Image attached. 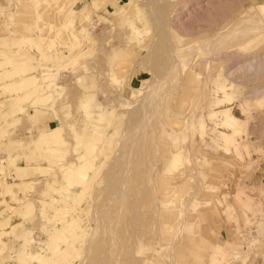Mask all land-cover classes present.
<instances>
[{"label": "rangeland", "instance_id": "374dc122", "mask_svg": "<svg viewBox=\"0 0 264 264\" xmlns=\"http://www.w3.org/2000/svg\"><path fill=\"white\" fill-rule=\"evenodd\" d=\"M146 2H0V264H264V0Z\"/></svg>", "mask_w": 264, "mask_h": 264}, {"label": "bare ground", "instance_id": "6f19581e", "mask_svg": "<svg viewBox=\"0 0 264 264\" xmlns=\"http://www.w3.org/2000/svg\"><path fill=\"white\" fill-rule=\"evenodd\" d=\"M157 1H159V0H147V2H146V4H148V5H150V6H153L154 7V12L156 13V18L154 19L156 22H157V25H158V30H159V32H161L162 33V37L163 38H166V36H167V34H170L169 32H167L168 30H169V28H168V26L166 27V25L168 24V19L166 18L167 16H168V12H170V10L166 13V10H164L165 8H164V6H160L159 4H158V2ZM165 2V1H164ZM167 2H169V1H167ZM174 2H175V0H174ZM192 3H193V1H191ZM190 1H188V2H186L185 3V5H184V7L182 6V7H180V8H177V10H174V11H171L172 13H175V12H177V14H176V17H175V19H174V25L176 26V28L177 27H179L178 29H181L183 26H182V24L181 23H179V20L180 19H183L182 18V15L183 14H185V9H187L188 7V5L191 3ZM173 3V2H172ZM161 4V3H160ZM162 4H164L163 2H162ZM166 4V3H165ZM169 4V3H168ZM170 4H171V2H170ZM170 6V5H169ZM69 7V6H68ZM152 7V8H153ZM166 7V6H165ZM170 7H175V3H173V6H170ZM179 7V6H178ZM263 8H262V12L264 13V6H262ZM65 10L67 11H65V13H69L68 12V10H67V6H65ZM69 10H72L73 11V9L71 8V9H69ZM170 12V13H171ZM153 13V12H152ZM154 13V14H155ZM73 15V14H72ZM153 15V14H152ZM154 18V17H153ZM168 18H169V16H168ZM173 21V20H172ZM165 24V25H164ZM163 25H164V27L165 28H168V30L167 29H164L163 28ZM258 25H260V24H258ZM258 25H257V27H255V28H258L259 30H261L259 27H258ZM262 26L264 27V25L262 24ZM262 27V28H263ZM255 28H253L254 29V32H255ZM252 29V30H253ZM251 30V31H252ZM262 30H264V29H262ZM243 33V36L242 37H244L245 35H244V32H242ZM232 35V34H231ZM256 35V34H255ZM233 36V35H232ZM248 36V35H247ZM247 36H246V39H247ZM254 36V35H253ZM224 37V36H223ZM230 35H228V34H226L225 35V39L224 40H226V42H227V44H225L226 42L221 38V43L219 42V44H222L221 45V47H220V45L219 44H217V45H219L218 46V48H219V50L220 49H223V48H225V47H227V45H230L231 43L230 42H232L231 41V38H233V37H231ZM238 37V36H237ZM241 36H239L237 39H239ZM241 37V38H242ZM230 38V39H229ZM222 40H223V42H222ZM234 41H235V39H233ZM240 41V40H239ZM239 41H237V42H239ZM236 42V41H235ZM236 42V43H237ZM211 48V47H210ZM202 51V50H201ZM201 51H199L202 55L203 54H205V52H201ZM191 52H193V51H191ZM196 53H197V51H195ZM207 52V51H206ZM195 53V54H196ZM187 54V53H186ZM189 54V53H188ZM193 54H194V52H193ZM192 54V55H193ZM201 55V56H202ZM208 55V54H207ZM199 56H200V54H199ZM206 56V55H205ZM229 57V56H228ZM186 58V57H185ZM184 58V59H185ZM191 58V57H190ZM193 59V58H192ZM196 59H197V57H196ZM178 61H179V59H178ZM182 61H184V60H182ZM255 61V60H254ZM175 63H177V61L175 62ZM178 63H180V62H178ZM181 63H183V62H181ZM254 64V63H253ZM249 67V66H248ZM247 67V68H248ZM249 70L251 69V66L248 68ZM258 69V68H257ZM162 91V90H161ZM222 93V92H221ZM256 94V93H255ZM226 100V99H225ZM224 100V101H225ZM230 100V99H229ZM144 103H145V101H144ZM225 103V102H224ZM262 103V102H261ZM145 108V107H144ZM223 108V107H222ZM226 108H228V107H226ZM144 110V109H143ZM142 112V111H141ZM213 112V111H212ZM138 113V112H137ZM218 113V112H217ZM139 115V114H138ZM223 119H224V123H225V125L229 128L231 125H238V123H239V119H238V117H236L232 112H231V109L230 108H228V109H225L224 111H223ZM45 133V132H44ZM46 134V133H45ZM228 135V134H227ZM226 135V136H227ZM225 136V135H224ZM230 137V136H229ZM53 138L56 140V141H58L59 139H60V135H59V133L55 130V131H53ZM63 138V137H62ZM223 138H225V140H226V137H223ZM228 141H230V140H228ZM227 146V145H226ZM225 146V147H226ZM228 147V146H227ZM91 150H92V147H91ZM56 151V150H55ZM181 159V158H180ZM180 159L179 158H177V157H174L171 161H170V164H169V166H170V169H171V172H175L176 170H178V166L181 164L180 163ZM89 160H87V155H83V156H81V157H79V166H76L77 167V169H75L76 171H77V173H76V175H77V178L75 179V180H73V179H71V177L69 176V177H67V179H68V181L69 180H71L72 181V183H73V185H81L82 183H83V180L85 179V177H86V175L88 174V173H86V170H87V168H90V167H92L93 165H91V164H89L90 162H88ZM66 167V166H65ZM73 167V166H72ZM72 167H69V168H72ZM64 168V167H63ZM180 168V167H179ZM114 170V169H113ZM115 171V170H114ZM182 174V173H181ZM126 183V182H125ZM172 187V186H171ZM168 189V188H167ZM77 191V190H76ZM121 193V192H120ZM122 195V194H121ZM74 199V198H73ZM179 199V198H178ZM69 200H70V198H69ZM70 222V221H69ZM70 225V224H69ZM70 227H71V225H70ZM73 229V228H72ZM71 230V229H70ZM63 231H64V228H63ZM62 231V232H63ZM58 232V231H57ZM106 235V234H105ZM59 236H61V235H59ZM59 238V237H58ZM34 239V238H33ZM66 239V238H65ZM35 240V239H34ZM206 241V240H205ZM34 242V241H33ZM201 242H204V240L203 239H201ZM50 244V243H49ZM48 245V244H47ZM60 245V244H59ZM59 245L57 244V245H55V246H53V249L57 252L58 250H59ZM196 245V244H195ZM50 247H51V244H50ZM193 247V246H192ZM52 250V249H51ZM41 251V250H40ZM140 251V250H139ZM138 251V252H139ZM52 252H54V251H52ZM54 254H55V252H54ZM65 254H66V252H65ZM39 257L41 256V255H39V253L37 254ZM58 255V254H57ZM64 256V255H63ZM65 257V256H64ZM59 258V257H58ZM62 258V257H61ZM60 258V259H61ZM59 259V260H60ZM65 258H63V260H64ZM22 261V260H21ZM57 264H61L60 262H58Z\"/></svg>", "mask_w": 264, "mask_h": 264}, {"label": "built area", "instance_id": "2783aa9c", "mask_svg": "<svg viewBox=\"0 0 264 264\" xmlns=\"http://www.w3.org/2000/svg\"><path fill=\"white\" fill-rule=\"evenodd\" d=\"M3 1H5V0H0V2H3ZM240 236H242V233H241V235ZM10 264V263H9Z\"/></svg>", "mask_w": 264, "mask_h": 264}, {"label": "crops", "instance_id": "0c3cea01", "mask_svg": "<svg viewBox=\"0 0 264 264\" xmlns=\"http://www.w3.org/2000/svg\"><path fill=\"white\" fill-rule=\"evenodd\" d=\"M50 122H48L47 124L49 125Z\"/></svg>", "mask_w": 264, "mask_h": 264}]
</instances>
